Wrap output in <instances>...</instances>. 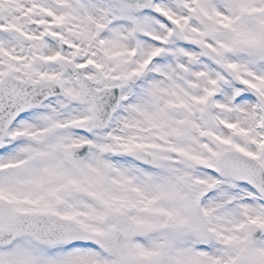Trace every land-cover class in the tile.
<instances>
[{
    "label": "snow or ice",
    "instance_id": "snow-or-ice-1",
    "mask_svg": "<svg viewBox=\"0 0 264 264\" xmlns=\"http://www.w3.org/2000/svg\"><path fill=\"white\" fill-rule=\"evenodd\" d=\"M0 264H264V0H0Z\"/></svg>",
    "mask_w": 264,
    "mask_h": 264
}]
</instances>
